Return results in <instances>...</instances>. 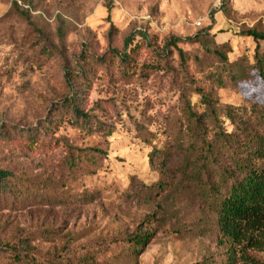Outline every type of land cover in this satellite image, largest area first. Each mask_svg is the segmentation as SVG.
Segmentation results:
<instances>
[{
    "label": "rangeland",
    "instance_id": "obj_1",
    "mask_svg": "<svg viewBox=\"0 0 264 264\" xmlns=\"http://www.w3.org/2000/svg\"><path fill=\"white\" fill-rule=\"evenodd\" d=\"M223 5L0 0V169L13 173L16 190L0 195V246L20 243L23 252L54 264L225 263L214 216L184 184L182 151L167 143L185 100L204 112L196 86L220 105L263 102L257 44L243 31L264 32V0ZM141 30L159 48L180 39L187 63L173 50L145 82L125 78L111 48L121 50ZM136 46L137 68L156 62L138 38ZM67 76L102 131L82 130L59 106L69 97ZM133 118L142 119L140 129ZM24 132L36 134V142ZM139 233L152 239L134 249ZM254 255L264 264V253ZM9 260L0 253V264Z\"/></svg>",
    "mask_w": 264,
    "mask_h": 264
},
{
    "label": "trees",
    "instance_id": "obj_2",
    "mask_svg": "<svg viewBox=\"0 0 264 264\" xmlns=\"http://www.w3.org/2000/svg\"><path fill=\"white\" fill-rule=\"evenodd\" d=\"M221 1L225 5V0ZM15 7L18 8L17 3ZM243 35L257 44L255 65L264 83V53H260L259 45L264 42V32L253 28L244 30ZM137 38L151 49L155 63L137 68L138 47L131 49ZM180 42V39L172 38L159 48L141 30L127 36L121 50L111 48V54L114 60L118 59V72L125 78L137 76L145 82L143 77L162 69L173 50L181 65L187 63L185 53L177 47ZM211 54L224 63L228 62L221 50H214ZM65 81L69 97L59 106L72 112L75 124L82 130L102 131L100 120L81 109L78 96L81 92H76L70 77L67 76ZM195 91L205 106L204 112L199 114L195 106L185 100L181 120L175 122L177 131L171 133L167 143L182 151L184 184L214 216L220 245L227 257L224 264H263L254 254L264 253V98L262 104L243 109L220 105L205 86H196ZM98 111L105 113L101 107ZM141 121L133 118L137 129L142 126ZM24 135L36 142L37 136L33 132H24ZM159 149L164 151V148ZM14 180L12 172L0 169V195L16 193ZM151 239L149 233H139L132 239L131 246L141 248ZM0 253L8 254L10 260L7 264H54L23 252L20 243L2 245ZM59 264L71 262L61 259Z\"/></svg>",
    "mask_w": 264,
    "mask_h": 264
},
{
    "label": "built area",
    "instance_id": "obj_3",
    "mask_svg": "<svg viewBox=\"0 0 264 264\" xmlns=\"http://www.w3.org/2000/svg\"><path fill=\"white\" fill-rule=\"evenodd\" d=\"M220 1V0H219Z\"/></svg>",
    "mask_w": 264,
    "mask_h": 264
}]
</instances>
